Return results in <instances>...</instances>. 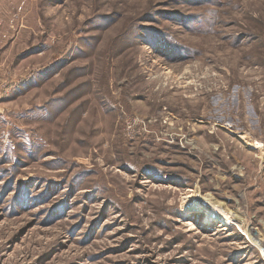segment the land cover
Here are the masks:
<instances>
[{
  "label": "rangeland",
  "instance_id": "obj_1",
  "mask_svg": "<svg viewBox=\"0 0 264 264\" xmlns=\"http://www.w3.org/2000/svg\"><path fill=\"white\" fill-rule=\"evenodd\" d=\"M0 264H264V0H0Z\"/></svg>",
  "mask_w": 264,
  "mask_h": 264
}]
</instances>
